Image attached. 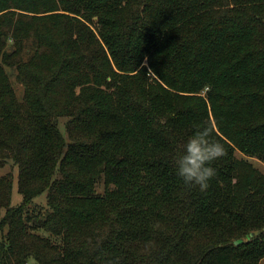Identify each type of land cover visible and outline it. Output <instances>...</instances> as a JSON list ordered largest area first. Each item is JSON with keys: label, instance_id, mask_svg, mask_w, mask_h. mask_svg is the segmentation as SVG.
Returning a JSON list of instances; mask_svg holds the SVG:
<instances>
[{"label": "trees", "instance_id": "obj_1", "mask_svg": "<svg viewBox=\"0 0 264 264\" xmlns=\"http://www.w3.org/2000/svg\"><path fill=\"white\" fill-rule=\"evenodd\" d=\"M204 124L200 191L175 160ZM254 161L264 0H0V264H261Z\"/></svg>", "mask_w": 264, "mask_h": 264}, {"label": "clouds", "instance_id": "obj_2", "mask_svg": "<svg viewBox=\"0 0 264 264\" xmlns=\"http://www.w3.org/2000/svg\"><path fill=\"white\" fill-rule=\"evenodd\" d=\"M214 135L210 124L198 125L184 141L182 153L175 160V172L185 186L205 191L217 175L212 165L225 155V147Z\"/></svg>", "mask_w": 264, "mask_h": 264}, {"label": "rangeland", "instance_id": "obj_3", "mask_svg": "<svg viewBox=\"0 0 264 264\" xmlns=\"http://www.w3.org/2000/svg\"><path fill=\"white\" fill-rule=\"evenodd\" d=\"M59 128L64 133L65 132V119H60ZM255 166L258 167L262 172H264V165L254 161ZM12 171L14 176V184H13V196H12V204L13 206H18L22 203V196L18 190V169L16 166H13L12 162H9L7 166L0 167V177L6 176L8 173ZM34 203L40 206L46 207L48 205L47 193H44L37 198L34 199ZM27 264H37L33 259L29 260ZM264 264V260L261 262Z\"/></svg>", "mask_w": 264, "mask_h": 264}, {"label": "water", "instance_id": "obj_4", "mask_svg": "<svg viewBox=\"0 0 264 264\" xmlns=\"http://www.w3.org/2000/svg\"><path fill=\"white\" fill-rule=\"evenodd\" d=\"M235 244L238 245V244H240V242L237 241Z\"/></svg>", "mask_w": 264, "mask_h": 264}]
</instances>
